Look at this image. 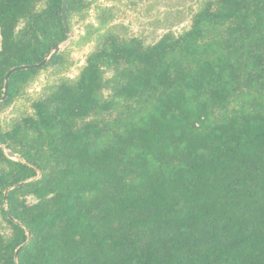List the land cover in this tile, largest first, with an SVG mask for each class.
Here are the masks:
<instances>
[{
    "label": "trees",
    "instance_id": "1",
    "mask_svg": "<svg viewBox=\"0 0 264 264\" xmlns=\"http://www.w3.org/2000/svg\"><path fill=\"white\" fill-rule=\"evenodd\" d=\"M82 1L66 28L62 0H0V98L30 66L0 108L56 61L32 66ZM97 21L78 77L0 128V264H264V0H207L150 45Z\"/></svg>",
    "mask_w": 264,
    "mask_h": 264
},
{
    "label": "rangeland",
    "instance_id": "2",
    "mask_svg": "<svg viewBox=\"0 0 264 264\" xmlns=\"http://www.w3.org/2000/svg\"><path fill=\"white\" fill-rule=\"evenodd\" d=\"M45 1L39 0L37 10L44 7ZM205 1L207 0H83L82 7L74 10L70 16L68 38L59 44L56 61L42 69L33 80L24 85L16 98L0 108V128L6 130L14 119L32 114L31 103L48 88L60 81H72L78 77L87 56L96 47V34L93 30L98 28V16L107 18V24L98 31L100 34H114L119 39L137 37L145 45H150L167 32L174 35L185 32ZM103 69L104 79L110 78L112 71L109 68ZM107 91L104 88L105 95L108 94ZM18 158L19 155L15 154L11 159ZM41 176V171H37L34 179ZM38 188V185H32L16 195L19 209L24 215V208L39 200L36 194ZM6 205L4 203L2 207L7 209ZM9 216L11 217L10 214ZM0 233L5 239L12 234L1 210Z\"/></svg>",
    "mask_w": 264,
    "mask_h": 264
},
{
    "label": "water",
    "instance_id": "3",
    "mask_svg": "<svg viewBox=\"0 0 264 264\" xmlns=\"http://www.w3.org/2000/svg\"><path fill=\"white\" fill-rule=\"evenodd\" d=\"M66 6H67V0H62L61 18H62V22H63V24H64L65 27L67 28V22H66ZM58 51H59V45L56 44V45L53 47V51L51 52V54H50L47 58H45V59H44L43 61H41L40 63L35 64V65H32V66H34V67H40V66L44 65V64L47 63L49 60H51V59L57 54ZM27 67H30V66H25V65H23V66H20V67H15V68L11 69L10 72H14V71H16V70H18V69H25V68H27ZM10 72L6 74V78H5V86H4V93H3V96L0 98V102L3 101L4 98L6 97L7 80H8V76H9ZM6 155H7V157H9V158H14V157H15V154L12 153V152H10V151H8V152L6 153ZM10 219H13V218L10 217Z\"/></svg>",
    "mask_w": 264,
    "mask_h": 264
}]
</instances>
